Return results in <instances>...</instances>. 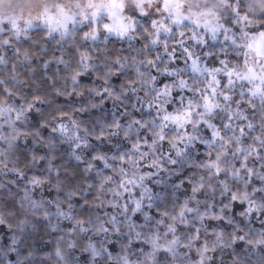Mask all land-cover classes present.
<instances>
[{
  "label": "clouds",
  "instance_id": "obj_1",
  "mask_svg": "<svg viewBox=\"0 0 264 264\" xmlns=\"http://www.w3.org/2000/svg\"><path fill=\"white\" fill-rule=\"evenodd\" d=\"M0 264H264V0H0Z\"/></svg>",
  "mask_w": 264,
  "mask_h": 264
}]
</instances>
